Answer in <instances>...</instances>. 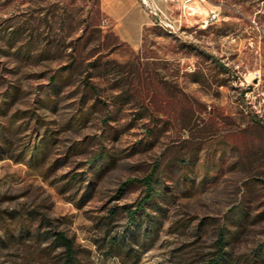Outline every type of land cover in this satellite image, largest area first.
I'll use <instances>...</instances> for the list:
<instances>
[{
  "label": "rangeland",
  "instance_id": "1",
  "mask_svg": "<svg viewBox=\"0 0 264 264\" xmlns=\"http://www.w3.org/2000/svg\"><path fill=\"white\" fill-rule=\"evenodd\" d=\"M147 1L0 0V264H264V0Z\"/></svg>",
  "mask_w": 264,
  "mask_h": 264
},
{
  "label": "crops",
  "instance_id": "2",
  "mask_svg": "<svg viewBox=\"0 0 264 264\" xmlns=\"http://www.w3.org/2000/svg\"><path fill=\"white\" fill-rule=\"evenodd\" d=\"M154 1L161 6L160 0ZM99 7L121 41L133 48L140 46L149 19L137 0H99Z\"/></svg>",
  "mask_w": 264,
  "mask_h": 264
},
{
  "label": "trees",
  "instance_id": "3",
  "mask_svg": "<svg viewBox=\"0 0 264 264\" xmlns=\"http://www.w3.org/2000/svg\"><path fill=\"white\" fill-rule=\"evenodd\" d=\"M151 177L152 174L144 179L143 181L145 185L144 194L142 195L140 200L135 204V208L133 210L124 208L128 219H131V221H134V218L140 215V213L142 212V208L145 206V204L150 202L153 198V188H152L153 182ZM122 186L123 187H121L120 190H123V188L127 186V184L124 183ZM54 239L59 243V246L62 247L63 255H64V264H76L75 261L76 251L72 240L66 238L62 232H56L54 234ZM220 239L221 238H219V246L223 244L222 239L221 240ZM208 264H224L222 263V256L216 257Z\"/></svg>",
  "mask_w": 264,
  "mask_h": 264
},
{
  "label": "built area",
  "instance_id": "4",
  "mask_svg": "<svg viewBox=\"0 0 264 264\" xmlns=\"http://www.w3.org/2000/svg\"><path fill=\"white\" fill-rule=\"evenodd\" d=\"M143 6L148 7V12L154 16H158V14H161V11L154 6H149V3L147 0H139ZM166 1V0H164ZM196 1H202V0H184L185 3H191V2H196ZM217 17V14L215 12H209L208 16H207V22H212L215 18ZM160 23L167 28L172 29V26L170 24H168L165 21H160Z\"/></svg>",
  "mask_w": 264,
  "mask_h": 264
}]
</instances>
